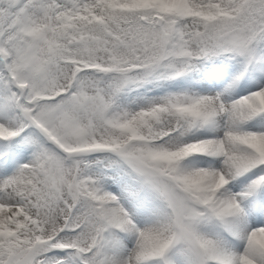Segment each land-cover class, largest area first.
Listing matches in <instances>:
<instances>
[{"label":"snow or ice","instance_id":"1","mask_svg":"<svg viewBox=\"0 0 264 264\" xmlns=\"http://www.w3.org/2000/svg\"><path fill=\"white\" fill-rule=\"evenodd\" d=\"M0 264H264V0H0Z\"/></svg>","mask_w":264,"mask_h":264}]
</instances>
